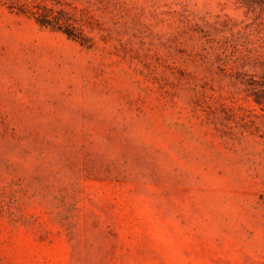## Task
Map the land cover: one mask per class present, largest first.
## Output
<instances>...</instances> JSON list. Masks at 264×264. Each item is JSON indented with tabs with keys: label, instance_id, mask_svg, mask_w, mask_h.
I'll use <instances>...</instances> for the list:
<instances>
[{
	"label": "rangeland",
	"instance_id": "374dc122",
	"mask_svg": "<svg viewBox=\"0 0 264 264\" xmlns=\"http://www.w3.org/2000/svg\"><path fill=\"white\" fill-rule=\"evenodd\" d=\"M0 264H264V0H0Z\"/></svg>",
	"mask_w": 264,
	"mask_h": 264
}]
</instances>
